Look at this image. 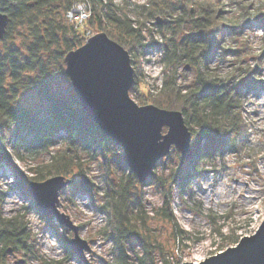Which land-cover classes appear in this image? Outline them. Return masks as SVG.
I'll use <instances>...</instances> for the list:
<instances>
[{"label": "rangeland", "instance_id": "374dc122", "mask_svg": "<svg viewBox=\"0 0 264 264\" xmlns=\"http://www.w3.org/2000/svg\"><path fill=\"white\" fill-rule=\"evenodd\" d=\"M77 1L84 3L85 10L70 14L69 8ZM108 3L114 14L127 18L138 30L133 36H121L133 67L134 80L128 89L131 99L139 105L152 103L180 111L176 107L182 106L181 93L174 95L162 88L163 83L173 81L182 92L200 93L203 87L198 80L209 74L212 83L228 85L236 92L233 113L240 133L233 130L223 145L193 154L194 174L182 170L180 149L173 144L156 161L153 175L139 181L129 170L122 147L108 135L98 140L101 145L95 141L89 147L58 130L45 144L36 142L27 130H2L0 220H20L22 240L21 247L4 246L0 264H117L116 245L108 236L112 222L107 200L109 194L120 191L123 182L130 186L125 213H121L127 221L122 226L134 232L125 252L134 263L200 261L234 245L264 219V0ZM28 4L27 12L17 9L7 15L0 52L13 53L20 66L17 80H6L13 90H9L11 103L44 117L50 110L41 92L44 88L53 98L80 105L64 71L65 53L101 31L116 40L107 32L112 29L109 21H104L103 30L95 21L87 22L89 0ZM213 9V26L199 32L212 34L215 54L200 68L179 50H186L188 36L198 32L195 19ZM69 42H73L71 48H67ZM186 125L190 133L196 132L194 124ZM58 163H63L65 178L79 175L89 179L88 190L71 183L63 186L57 201L59 210L77 226L78 237L88 245L82 248V256L67 243L74 236L72 228L41 213L26 187L30 180H39L34 178L37 174H42L41 180L52 176L53 165ZM165 211L174 219L165 217ZM46 240L51 241L48 248Z\"/></svg>", "mask_w": 264, "mask_h": 264}, {"label": "trees", "instance_id": "16d2710c", "mask_svg": "<svg viewBox=\"0 0 264 264\" xmlns=\"http://www.w3.org/2000/svg\"><path fill=\"white\" fill-rule=\"evenodd\" d=\"M55 1L57 0H0V11L12 16L17 9L27 12L30 8L28 4L30 2L33 6H43ZM64 1L71 2V0ZM89 1L91 2V14L87 22L95 21L96 25H99L103 30L105 29L103 25L104 21H109L112 29L107 30V32L120 44H124L125 42L122 37L137 34L138 30L132 27V22H130V20L127 18H123V20L120 15L114 14V9H111L108 5L109 0ZM11 3H15L14 7H11ZM203 9L206 10L205 8ZM214 14V9L209 10L208 12L202 13L198 19H195L198 32L188 36L185 43V45H187L186 50H179L182 51L181 54L183 57L200 68L205 66L206 63H204V61H206L211 54H215V51H213L214 44L210 41L212 34H201L202 31H206L213 26ZM261 17L264 19V14ZM116 27L119 29L118 33L114 31ZM209 32H211V29ZM208 41L211 43L208 44ZM80 43L79 41L78 44ZM71 44L73 45V42H69L67 48H71ZM171 51L174 53L175 48L173 47ZM18 65V61L13 53L0 52V148H2L5 141V136L1 131H9L11 129L15 131H30L36 142L43 141L44 144L53 134V131L56 130L63 131L72 141H79L89 147L92 146L95 141L98 143L101 138L104 140L107 138L79 104L73 106L61 99L53 98L49 95L46 88L41 91L43 97L46 98L50 106V110L46 116L39 117L20 105H13L9 97L11 96L9 90H12L9 88L12 86L9 84L8 88L6 80L7 78L13 82L17 80V70L20 68ZM7 70L8 74L6 72ZM204 77L205 78L200 77L198 80L201 87L205 88L200 89V93H195V90H184L182 92L175 86L173 81H165L162 86V88H169L168 91H173L174 95L181 93L183 103L181 104L182 106L176 108H179L182 112L185 123L190 122L194 124L193 126L197 128L195 133H198L202 129L209 128L219 134L218 138L205 142V146L201 149L202 152L211 149V147H215L218 143L223 145L230 132L236 130L240 133L241 129L239 127V120L236 119L233 113L236 107V92L228 85H219L215 82L212 83L213 80H209V77H211L209 74H205ZM201 87L199 86L198 89ZM214 141L215 144H213ZM98 145H101V143L99 142ZM195 154L196 153H194V156ZM59 163L53 165L52 171L54 172L51 174H60L67 177L66 172L63 171V163ZM34 178L41 180L43 177L42 174H37ZM122 184H119L120 191L108 195L109 200H107V209L109 219L112 222V230L108 233V236L111 238L114 245H116L117 264H144V261H136V263H134V260H131L125 252V245L131 239L134 232H130L127 227L122 226V223L125 224L127 221V217L124 218L121 213H125L126 194L130 186L129 183L125 184L123 182ZM165 217L172 220L174 219L173 215L167 214L166 211ZM18 223H20V220L17 219H9L7 221L0 220V242L2 244L0 247V261L2 260L4 246L11 245L14 248L21 247L22 227ZM58 262L59 261L56 263ZM162 264L169 263L165 261Z\"/></svg>", "mask_w": 264, "mask_h": 264}, {"label": "water", "instance_id": "95a60500", "mask_svg": "<svg viewBox=\"0 0 264 264\" xmlns=\"http://www.w3.org/2000/svg\"><path fill=\"white\" fill-rule=\"evenodd\" d=\"M6 23L7 14L0 11V38ZM63 61L80 106L102 133L122 147L127 166L139 181L152 176L156 161L169 151L154 145L153 113H167L190 133L181 111L152 103L139 105L129 97L128 89L134 80L129 53L105 32L89 36L82 45L66 52ZM174 146L180 149L183 162L184 151L179 145ZM69 181L70 178L56 174L43 180H30L26 187L41 213L52 215L59 223L72 228L74 236L67 243L82 256V248H88L86 241L78 237L77 226L57 207L58 191ZM181 264H264V219L252 233L240 236L223 251Z\"/></svg>", "mask_w": 264, "mask_h": 264}, {"label": "snow or ice", "instance_id": "6c2138e0", "mask_svg": "<svg viewBox=\"0 0 264 264\" xmlns=\"http://www.w3.org/2000/svg\"><path fill=\"white\" fill-rule=\"evenodd\" d=\"M152 116L156 124L155 147L168 151L170 145H179L185 153L182 170L188 169L194 174L193 154L198 153L205 146V142L218 138L219 134L209 128L202 129L198 133H189L182 125L176 124L173 117L167 113H153ZM166 125L168 128H165ZM69 183L81 190H87L90 186L89 181L79 175L71 177Z\"/></svg>", "mask_w": 264, "mask_h": 264}, {"label": "built area", "instance_id": "2783aa9c", "mask_svg": "<svg viewBox=\"0 0 264 264\" xmlns=\"http://www.w3.org/2000/svg\"><path fill=\"white\" fill-rule=\"evenodd\" d=\"M83 2L81 1H77V2H75V3H73L72 4V6L69 8V13L71 14V13H76V14H78V12L80 11V12H82V11H84L85 10V8H84V6H83Z\"/></svg>", "mask_w": 264, "mask_h": 264}, {"label": "bare ground", "instance_id": "6f19581e", "mask_svg": "<svg viewBox=\"0 0 264 264\" xmlns=\"http://www.w3.org/2000/svg\"><path fill=\"white\" fill-rule=\"evenodd\" d=\"M185 122V121H184ZM186 124V123H185ZM210 199L209 195H208V200ZM51 241L50 240H46L45 242V247L48 248L50 245Z\"/></svg>", "mask_w": 264, "mask_h": 264}]
</instances>
